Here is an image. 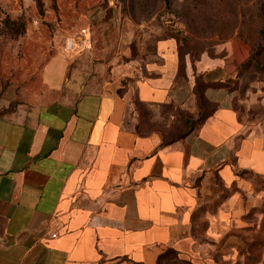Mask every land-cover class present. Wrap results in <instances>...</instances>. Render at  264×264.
<instances>
[{
    "label": "crops",
    "instance_id": "0c3cea01",
    "mask_svg": "<svg viewBox=\"0 0 264 264\" xmlns=\"http://www.w3.org/2000/svg\"><path fill=\"white\" fill-rule=\"evenodd\" d=\"M155 53L161 63L117 91L72 80L59 52L29 101L0 105V264L241 263L235 237L217 247L251 208L223 193L264 201V140L241 125L222 86L235 68L203 56L181 69L171 40ZM138 105L167 126L177 109L201 120L166 141L157 124L144 127Z\"/></svg>",
    "mask_w": 264,
    "mask_h": 264
},
{
    "label": "rangeland",
    "instance_id": "374dc122",
    "mask_svg": "<svg viewBox=\"0 0 264 264\" xmlns=\"http://www.w3.org/2000/svg\"><path fill=\"white\" fill-rule=\"evenodd\" d=\"M262 30L264 0H0V105L13 108L29 101L41 88L43 67L59 52L65 53L72 80L131 89L147 64L161 63L157 44L171 40L181 66L203 56L239 66L226 81L233 108L245 130L264 140ZM136 109L144 127L158 125L166 141L188 130L190 120L180 109L169 126L164 119L150 121L145 106ZM244 193L238 187L224 190V202L237 198L229 206L251 209L240 216L241 230L225 233L217 250L233 236L240 243V264H253L264 248V201L250 205ZM207 243L216 250L215 240Z\"/></svg>",
    "mask_w": 264,
    "mask_h": 264
},
{
    "label": "trees",
    "instance_id": "16d2710c",
    "mask_svg": "<svg viewBox=\"0 0 264 264\" xmlns=\"http://www.w3.org/2000/svg\"><path fill=\"white\" fill-rule=\"evenodd\" d=\"M260 33L263 34V33H264V30L260 31ZM178 58H179V65H180L181 59H180L179 55H178ZM248 62H249V61H246L244 64H247ZM184 65H185V64H184ZM184 65H183V66L180 65L181 69H182V67H184ZM237 67L239 68V66H236V68H235L236 71H237V69H238ZM222 86H224V87L227 88L226 83L222 84ZM227 89H228V88H227ZM228 90H229V89H228ZM197 95H198V93H197ZM200 120H201V118H197L196 120H191V119H190V121L187 122L188 130H187L185 133H183L181 136H178L177 138H173V139H179V138L185 136L187 133H189V132L192 130L193 127H192L191 125H193V122L196 121L195 124H198V123L200 122Z\"/></svg>",
    "mask_w": 264,
    "mask_h": 264
},
{
    "label": "built area",
    "instance_id": "2783aa9c",
    "mask_svg": "<svg viewBox=\"0 0 264 264\" xmlns=\"http://www.w3.org/2000/svg\"><path fill=\"white\" fill-rule=\"evenodd\" d=\"M81 34L84 35V34H85V31H82ZM51 237H52V238L55 237V234H52Z\"/></svg>",
    "mask_w": 264,
    "mask_h": 264
}]
</instances>
